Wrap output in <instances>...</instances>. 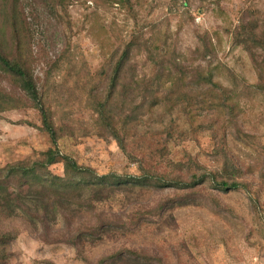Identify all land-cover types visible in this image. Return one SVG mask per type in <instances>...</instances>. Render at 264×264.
Wrapping results in <instances>:
<instances>
[{
  "label": "trees",
  "instance_id": "1",
  "mask_svg": "<svg viewBox=\"0 0 264 264\" xmlns=\"http://www.w3.org/2000/svg\"><path fill=\"white\" fill-rule=\"evenodd\" d=\"M108 1L131 9L130 0ZM65 16L64 0H0V113L34 108L40 118L39 129L51 142L39 157L0 166L1 215H13L16 205L29 216L30 223L47 227L58 214H73L86 201H100L121 190L172 189L174 196L150 208H139L131 222L103 221L84 226L69 238L70 243L88 237L99 240L118 230L122 236L152 241L144 239L140 230L149 228L153 233L162 229L172 210L189 205L200 188L247 189L228 140L234 138L238 145L244 141L242 136L249 135L237 127V119L244 114L243 98H264V17L241 19L229 32L233 43L250 53L256 81L227 87L214 79L209 67L184 64L185 56L176 51L163 20L151 22L147 36L132 34L123 41L94 76H81V69L76 68L79 57L61 28ZM6 28L10 39L4 36ZM37 41L48 50L57 41L63 43L58 52L43 59L39 74L35 67L41 58L32 49ZM198 41V55L209 65L214 49L209 31L198 35ZM134 51L144 53L149 71L138 74L132 61ZM68 77L73 83L63 95L61 88ZM80 110L88 114V122L77 121L80 128L71 129L68 122ZM79 130L111 137L139 173H99L61 154L60 136L78 135ZM199 136H206L211 146L204 154L207 163L199 153L188 151L182 160L171 158L172 146L196 141ZM261 151L264 153V145ZM58 157L61 173L51 168ZM257 175L264 179V171ZM14 238L13 231L1 233L0 246ZM155 259L135 249L120 248L101 256L96 264H153Z\"/></svg>",
  "mask_w": 264,
  "mask_h": 264
},
{
  "label": "rangeland",
  "instance_id": "2",
  "mask_svg": "<svg viewBox=\"0 0 264 264\" xmlns=\"http://www.w3.org/2000/svg\"><path fill=\"white\" fill-rule=\"evenodd\" d=\"M64 2L67 16L61 28L79 57L76 68L81 69V76H94L109 53L123 41L132 34L147 36L149 24L163 20L169 26L176 51L185 56L183 62L187 66L209 67L214 79L227 87L256 81L250 53L235 45L229 32L241 19L263 18L264 0H130L131 9L110 4L108 0ZM205 30L209 31L214 45L209 65L197 52L198 35ZM4 36L10 39L8 28L4 30ZM62 45V41H57L48 50L41 42L32 44L33 53L41 58V64L36 63L35 67L38 74L45 65L43 59L53 56ZM134 53L132 61L138 74L149 71L144 53ZM72 80L68 77L61 88L63 95L70 92ZM241 102L244 114L237 119V127L242 134L249 135L242 136L244 141L238 145L229 137L228 147L235 155V163L247 189L200 188L189 205L172 210L162 229H155L153 233L149 228L140 230L144 239L152 241L122 236L118 230L99 240L88 237L84 242L70 243L69 238L80 228L103 221L131 222L139 208H150L160 200L174 196L172 189L121 190L100 201H86L79 207L80 211L73 214H58L47 227L39 222L36 225L30 223L29 216L14 205L13 215L0 214V234L15 232L14 239L0 246V264H96L101 256L120 248L153 255L156 257L153 264H264V179L257 175L264 171V153L261 151L264 145V98L257 95L243 98ZM77 121L88 122V114L83 110L72 114L69 127L80 128ZM40 125L38 111L31 107L0 113V166L17 159L39 157L51 146L49 137L39 129ZM84 132L79 130L78 135L62 132L64 134L58 140L60 153L99 173H139L111 137ZM210 148L208 138L199 136L196 141L172 146L170 156L182 160L185 151L192 155L199 153L207 163L209 159L204 154ZM61 162L58 157L51 165L52 170L61 173Z\"/></svg>",
  "mask_w": 264,
  "mask_h": 264
}]
</instances>
